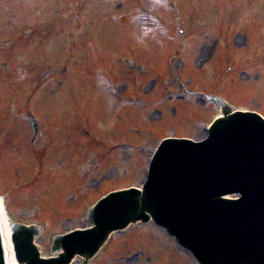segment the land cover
<instances>
[{
	"label": "rangeland",
	"instance_id": "374dc122",
	"mask_svg": "<svg viewBox=\"0 0 264 264\" xmlns=\"http://www.w3.org/2000/svg\"><path fill=\"white\" fill-rule=\"evenodd\" d=\"M83 1L85 0H0V194L6 192V195L17 198L16 202L13 200L14 205L10 206L11 209H16V222L37 223L46 228V234L80 228L82 224L76 217L86 209L80 211V203L88 198V190L99 186L105 178L109 179L103 183V190L94 193L88 206L101 192L140 184L143 180L142 171L134 172L138 166L134 168L136 165L133 164L131 168L128 162L125 163L123 155L128 156L125 148H146L148 143L152 144V140L158 142L169 135L192 139L204 136V123L216 115V107L212 102L209 104L211 96L207 94L216 95L220 91L216 75V58L219 53H222L219 58L223 61L220 65L225 66L227 72L230 70L228 62L237 50L232 64L243 70L234 73L238 80L240 75L243 76L242 84L255 87L258 81L253 82V79L262 78L259 79L261 82L257 88L230 86L224 91L225 96L235 107L238 105L248 110L257 109L264 114V107L258 103L259 98H264V67L261 68V60L258 59L264 53V30L262 29V33L258 30L261 25L264 26V0H163L162 6L161 3L158 5V0H138L142 9V16L138 19L135 18L136 6L130 0H87L86 2L91 1L95 5L83 9L80 23H77L71 18V14H66L71 11L79 15V6L75 4ZM237 5L240 6V20L234 28H229L227 23L232 17L235 18L233 15ZM151 8L153 10L150 16L158 17L160 23L150 29L148 27L152 20L148 11ZM130 15H135L134 20L129 19ZM144 17L148 18L146 24ZM179 21L187 23L186 31H189L185 33L186 47L182 48L179 46V36L173 31L180 26ZM162 23L169 25L170 31L162 28ZM64 27L73 28L67 30L72 31L71 38H75L77 44L73 55L67 49V40L58 31ZM76 29L80 31L75 32ZM151 31L154 36L149 40L146 36ZM170 34L175 40L167 41L168 46L165 48L156 47L169 38ZM72 58L74 60L69 65L67 60L71 61ZM87 59L94 61L97 69L100 68V60L102 62L101 72L94 75V84L80 78L81 73L90 74V70H93L87 65ZM208 59L212 60L206 64ZM124 61L137 69H127ZM65 65L69 69H65ZM110 65L114 66L112 74L108 73ZM47 70H54V78L32 96L31 85ZM222 73L224 71L219 74ZM19 75H22V80L18 79ZM235 77L233 84L236 82ZM101 78L109 79L120 90L119 97L112 99L115 105H101L102 117L105 120L109 118L114 127L96 117L97 105L89 108L86 104V101L98 103L93 91L98 92V85L106 83ZM180 84L185 88L183 93L180 92ZM153 91L156 92L151 94ZM157 93L161 97L157 98ZM186 93L198 94L195 95L194 106L189 109L179 99H171L176 98L173 95H180V99L185 100L188 98ZM223 98L225 99L224 95ZM99 101H102L101 95ZM164 101L167 104L163 105ZM133 102L136 103L132 107ZM179 108L183 120L187 119V122H175L179 120V117L174 116ZM114 109L118 112L116 117L111 115ZM27 115L36 120L51 147L37 181L28 191L17 194L31 183L37 172V168L34 170V160L29 157L27 136L30 120ZM138 125L140 128H153L149 134L143 133L134 138L137 134L130 129H135ZM83 128L88 136H80ZM23 129L24 132L21 131ZM89 136L97 137L107 145L114 144L110 147H116L117 150L110 155L111 159H108L109 156L103 159V163L99 165L103 167L105 164L101 174L92 173V176H87L75 191L79 182L71 154H74L75 143L89 144ZM50 141L54 143L51 144ZM89 145L90 148L91 144ZM119 147H123L122 150H118ZM154 147L139 151V155L144 158L142 167H145ZM91 149L97 153L104 150L96 146ZM64 173L69 177L66 180L60 177ZM111 182L116 188L108 189ZM74 192L77 200L71 199ZM22 194L27 196L22 197ZM68 216H74L73 222L64 221ZM43 221L50 223V228L43 226ZM126 233L112 236L108 246L93 264L152 262L144 254L139 260L137 258V262L132 257L136 250H145L154 258L165 259L167 264H181L187 259L179 255L170 263L168 259L171 249L165 244L163 236L162 239L154 238L144 231V236L140 235L136 243ZM48 240V236H42L38 240L45 256L49 255L46 248ZM151 245L159 248L162 255L158 254L157 249L155 252Z\"/></svg>",
	"mask_w": 264,
	"mask_h": 264
},
{
	"label": "water",
	"instance_id": "95a60500",
	"mask_svg": "<svg viewBox=\"0 0 264 264\" xmlns=\"http://www.w3.org/2000/svg\"><path fill=\"white\" fill-rule=\"evenodd\" d=\"M243 122L245 121L238 120L236 125L242 128ZM232 125L233 123L229 121L218 122L217 126L215 125L211 132V141L203 144L193 145L182 142L164 144L157 153L150 170L153 180L152 184L154 186L179 192L184 197L192 198L198 203L200 210L193 214L194 217H197L195 227H202L207 232L208 235L204 231H201L200 234L201 241L207 246V249L202 250L200 242L186 234L183 227L186 224L184 221H182V225L180 226L185 233L181 242L183 241L189 247L198 250L200 258L205 264H216L217 245L212 243L216 242V236H214L216 234V135L219 132L218 127H227L226 129L230 130V126ZM243 146L245 149L236 144V153L238 155L245 156L249 159H264V156L258 157V154L264 151V134L258 141H247ZM153 198L156 200L158 197ZM140 199L137 194L124 193L104 201L102 207L96 212V220L94 221L99 227V233L107 227L117 229L137 219H146L145 212H148L154 220H157L156 216L158 215L156 210L158 211V208L151 204L153 199L150 200L147 196H143ZM262 200L264 201V197ZM188 202L192 205L190 200L182 199V203L185 206L188 205ZM167 212H171V210L168 209ZM211 226L214 227V230L210 228ZM218 230L220 236L227 237L230 235L229 229L227 228L220 227ZM32 234L33 231H27L23 228L15 229L14 243L17 257L21 263L30 261V264H41L36 262L33 250L30 251ZM83 237V235H75L73 237L74 252H79L89 257L92 254V249L90 245L83 242ZM239 242L240 244H237L238 246L247 245L244 240ZM254 242L264 244V237ZM223 244L227 247L220 246L217 251L218 254H221L222 250L226 253L228 252V243L223 242ZM202 248L204 247L202 246ZM86 251H90V253H86ZM225 256H228L229 259L232 257L233 259H237L234 253L228 255L222 253L221 257ZM63 262L64 259L59 264H63ZM227 264L231 263L227 262Z\"/></svg>",
	"mask_w": 264,
	"mask_h": 264
},
{
	"label": "bare ground",
	"instance_id": "6f19581e",
	"mask_svg": "<svg viewBox=\"0 0 264 264\" xmlns=\"http://www.w3.org/2000/svg\"><path fill=\"white\" fill-rule=\"evenodd\" d=\"M0 234L2 239L5 264H17L16 259L14 257L12 244L10 241L8 219L6 217V213L1 200H0Z\"/></svg>",
	"mask_w": 264,
	"mask_h": 264
}]
</instances>
